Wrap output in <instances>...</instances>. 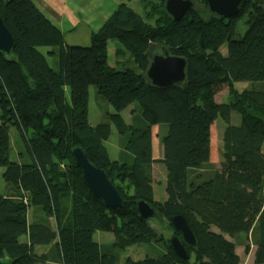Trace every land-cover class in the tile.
<instances>
[{
	"label": "trees",
	"instance_id": "trees-1",
	"mask_svg": "<svg viewBox=\"0 0 264 264\" xmlns=\"http://www.w3.org/2000/svg\"><path fill=\"white\" fill-rule=\"evenodd\" d=\"M133 1L118 0L83 46L68 44L32 0H0L16 58L8 62L0 53V167L12 192L0 193V264L44 263L47 256L35 247L51 244L60 264H118V252L151 243H162L164 252L125 264H241L238 246L246 254L256 248L255 263L264 264V0H244L239 15L225 20L196 4L180 21L166 12L167 0H143V14ZM112 38L119 42L115 56L130 54L136 70L109 65ZM40 48L50 50L45 55ZM157 49L186 59L184 83L161 88L148 79ZM48 57L58 58V70ZM239 82L249 87L238 90ZM93 86L115 110L97 125L89 120ZM226 89L229 101L217 103ZM130 108L128 122L122 113ZM219 119L225 127L216 169L209 162ZM157 125L167 128L160 161L165 201L156 200L151 171ZM112 126L126 137L118 161L107 146ZM12 127L23 142L16 139L20 162L10 157ZM75 147L107 174L125 200L121 207L108 209L93 195L76 166ZM140 201L167 221L173 237L180 233L172 219L185 218L198 246L187 247L188 259L141 217ZM31 209L42 213L32 223ZM98 231L113 233L114 241L98 243Z\"/></svg>",
	"mask_w": 264,
	"mask_h": 264
},
{
	"label": "rangeland",
	"instance_id": "rangeland-1",
	"mask_svg": "<svg viewBox=\"0 0 264 264\" xmlns=\"http://www.w3.org/2000/svg\"><path fill=\"white\" fill-rule=\"evenodd\" d=\"M144 1L143 0H134L131 3V7L139 12L140 14L144 13ZM106 11V10H105ZM104 23V22H103ZM97 24V23H96ZM102 26V25H101ZM100 26V27H101ZM100 29V28H99ZM98 29V30H99ZM83 28H81L80 33H83ZM98 30H95L94 32H97ZM69 36V34H68ZM70 39V36L68 37ZM74 41V40H73ZM78 41L83 44V46H90L91 40L83 37L82 35L79 37ZM119 46V42L117 39L112 38L108 42V57H109V65L111 67H114L118 70H121L123 68H131L136 70V65L130 56V54L125 55L123 58H117L115 56V51ZM43 54H47L50 50L49 48H40L39 49ZM221 51L224 55H227V45H224L221 48ZM153 56L156 55H163L164 51L161 49H157L155 51ZM49 62L51 66L58 70V58L57 57H48ZM127 65L124 67V65ZM236 88L238 90H243L247 87H249V83L239 82L236 83ZM225 90L224 93H221L218 98L216 99L217 103L224 104L229 101V91ZM67 98L70 100V94L67 91ZM139 107L138 103H135L133 105V108ZM114 108L106 102L102 97L98 95L97 88L95 86L90 88V99H89V120L91 124L97 125L103 121L108 120V115L114 113ZM122 116L129 122L131 119V108L124 111L122 113ZM240 119V116L236 113H233L232 115V123H237ZM155 129L153 130V137L155 139V146H154V153L157 157H159L155 164L152 165V177L154 180L153 186H154V192L156 200L158 201H165L166 200V184H167V172L164 165L161 164V160L164 158L163 153V143L162 139L163 136L167 132L166 126H154ZM153 127V128H154ZM225 127V123L219 119L217 120L214 125L212 126V138H211V149H212V158H210L209 166L212 168H220L221 160H222V151H223V143H222V132ZM10 136H11V160L15 162H20L21 155L19 150V145L16 142V139L19 138L20 143L23 147V142L18 135L16 129L12 127L10 129ZM126 140V137L121 136L116 128L112 126V134L107 142V146L110 150L111 159L118 161L119 157L121 155V148L120 145H122V142ZM153 142V140H152ZM161 164V165H160ZM163 166V167H162ZM206 170H199L195 171V173H202L205 174L207 171H209V168H205ZM5 172V169L3 167H0V193L7 192V183L5 182L3 178V174ZM150 225L157 230L159 234H162L166 239H172L173 234L170 230L167 221L166 222H160L156 218H152L149 220ZM94 239L96 241L102 240L103 243L110 244L114 241V235L110 232H102L98 231L94 235ZM162 243H151V244H142V245H134L131 247L126 248L125 250H122L119 253V262L118 264H125L126 260L128 258L133 259L135 261L143 260L147 257L156 258L160 254H162L164 251ZM254 247L252 248V251L249 254L245 253V248L239 247L237 249V254L239 255L241 259V264H254Z\"/></svg>",
	"mask_w": 264,
	"mask_h": 264
},
{
	"label": "water",
	"instance_id": "water-1",
	"mask_svg": "<svg viewBox=\"0 0 264 264\" xmlns=\"http://www.w3.org/2000/svg\"><path fill=\"white\" fill-rule=\"evenodd\" d=\"M243 2L244 0H167L165 10L174 21H180L196 4H201L207 6L210 15L225 20L238 16ZM14 48V38L0 15V53L8 62L16 60ZM186 68V59L164 52L163 55L151 58L147 77L153 85L167 88L185 82ZM72 153L76 166L93 195L108 209L121 207L125 200L107 174L91 162L83 148L75 147ZM137 209L141 217L146 220L157 216L153 207L145 201L138 202ZM172 225L180 233L179 236L171 239L173 249L181 258L188 259L187 247L192 250L198 247L195 236L183 216H175Z\"/></svg>",
	"mask_w": 264,
	"mask_h": 264
},
{
	"label": "crops",
	"instance_id": "crops-1",
	"mask_svg": "<svg viewBox=\"0 0 264 264\" xmlns=\"http://www.w3.org/2000/svg\"><path fill=\"white\" fill-rule=\"evenodd\" d=\"M41 12L49 19L54 25L60 28L65 36V40L70 45H87L78 41L82 35L90 39L95 30L105 22L118 6V0H32ZM106 10V11H105ZM97 23V24H96ZM81 28L83 33L81 34ZM70 36V39L68 38ZM74 40V41H73ZM228 91V90H227ZM226 91V92H227ZM222 91L221 93H224ZM220 93V94H221ZM216 96V99L220 95ZM94 125V124H93ZM155 127L153 128V130ZM154 132V131H153ZM155 139L153 137V158L158 160L154 153ZM212 158V156H211ZM161 165V164H160ZM163 167V166H162ZM6 195H11L10 187H7ZM42 216L40 210L31 209L29 212V222L32 223ZM52 222V221H51ZM22 240L26 242L28 237H23ZM101 244L102 240L97 241ZM238 246L237 249H239ZM244 249V248H243ZM256 251V248H254ZM35 251L39 255H46L47 260L40 264H60V256L58 249L53 245L36 246ZM254 251V264L255 263Z\"/></svg>",
	"mask_w": 264,
	"mask_h": 264
}]
</instances>
